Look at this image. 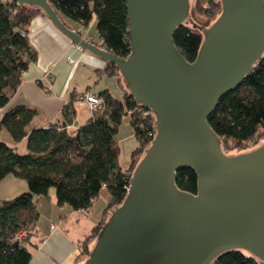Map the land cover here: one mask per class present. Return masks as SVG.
I'll use <instances>...</instances> for the list:
<instances>
[{"label":"water","instance_id":"95a60500","mask_svg":"<svg viewBox=\"0 0 264 264\" xmlns=\"http://www.w3.org/2000/svg\"><path fill=\"white\" fill-rule=\"evenodd\" d=\"M15 1L41 8L71 41L114 62L119 85L153 115V138L136 155L125 197L75 264H209L233 248L264 264V135L225 152L207 119L262 57L264 0H214L212 17L197 14L195 0H125V56L67 26L48 0ZM181 23L202 35L192 61L173 40ZM183 165L197 175L195 193L176 184Z\"/></svg>","mask_w":264,"mask_h":264},{"label":"trees","instance_id":"16d2710c","mask_svg":"<svg viewBox=\"0 0 264 264\" xmlns=\"http://www.w3.org/2000/svg\"><path fill=\"white\" fill-rule=\"evenodd\" d=\"M60 19L71 28L80 23L83 28L94 19L95 33L89 29L90 41L120 56L130 50L127 8L125 0H48ZM201 13L214 14L220 7L214 0H196ZM43 13L39 7L18 4L15 0H0V106L9 92L21 82L22 73L36 60L37 50L28 37L31 19ZM44 14V13H43ZM173 40L181 54L195 59L202 35L185 24H179ZM118 67L105 61L101 71L114 75ZM82 94V93H81ZM95 94V93H94ZM100 108L74 132L67 129L75 108L72 94L61 111V121L28 130L35 109L16 104L0 114V131L6 129L17 142L26 137L27 151L18 152L0 138V179L13 174L23 179L27 188L11 197L0 199V264H28L39 209L36 195L47 194L54 187L56 203L74 209L88 210L100 195L108 197L102 216L78 242V255H88V240L96 236L107 209L125 197L135 155L141 153L154 135L151 109L139 104L125 91L114 96L107 88L97 94ZM78 98V95H77ZM128 114L137 145L132 149L127 166L118 163L120 148L116 133ZM208 122L227 146L246 148L256 144L264 133V52L253 69L240 83L222 93L209 113ZM223 145V144H222ZM228 149V148H227ZM223 150L227 152L226 149ZM176 184L195 193L197 175L188 165L177 168ZM25 234V235H24ZM209 264H260L257 257L243 249H229L217 255Z\"/></svg>","mask_w":264,"mask_h":264},{"label":"crops","instance_id":"0c3cea01","mask_svg":"<svg viewBox=\"0 0 264 264\" xmlns=\"http://www.w3.org/2000/svg\"><path fill=\"white\" fill-rule=\"evenodd\" d=\"M73 24L83 29L80 23ZM89 30H85L86 35ZM28 37L37 50V58L22 73L21 82L15 90L10 92L6 88L9 98L0 106V114L16 104L33 107L35 113L28 130L61 121V109L73 94L75 113L67 129L74 132L91 114L88 102L77 98V95L84 92L97 94L103 88H107L112 94L113 91L122 92L121 96L127 91L117 80L118 89L113 90L112 85L104 80V76L108 74L101 71L105 61L63 35L45 14L39 13L31 19ZM111 76L116 79L118 74ZM0 138L13 145L20 153L27 151L26 137L14 142L4 128L0 131ZM1 185L0 199L27 188L26 182L13 174L0 179ZM35 198L40 214L32 239L36 238L33 241L37 244L31 247L32 257L28 264H75L77 258L81 260L77 242L100 219L104 207L93 212L91 206L81 212V209H74L67 203L59 205L52 189L48 190L46 198L42 194Z\"/></svg>","mask_w":264,"mask_h":264},{"label":"rangeland","instance_id":"374dc122","mask_svg":"<svg viewBox=\"0 0 264 264\" xmlns=\"http://www.w3.org/2000/svg\"><path fill=\"white\" fill-rule=\"evenodd\" d=\"M196 0L194 1V10L197 14H201V15H204L206 17L210 16L212 17L213 14H206V13H201L197 8H196V4H195ZM93 19H91V22L89 23V25H87L86 29H90V31L92 33H95V25H94V20L92 21ZM75 29V28H74ZM85 28L81 29V32L86 36L85 34ZM87 35H88V31H87ZM91 38H92V35H91ZM119 76V75H118ZM104 80L108 81L109 84L112 85V88L113 90H116L118 89V86H117V82H116V79L114 76H111V75H105L104 76ZM121 93L122 92H119L118 93H114L113 91V94L115 96H121ZM89 105V104H88ZM264 133L261 134V136H263ZM116 138H117V142H118V145H119V148H120V153L118 155V163L119 165H121L122 167H125L128 165L129 163V160H130V154H131V151L132 149L137 145V139L136 137L134 136L133 134V130H132V127H131V124L129 122V118H128V114H125L122 118V121L119 125V128H118V131L116 133ZM261 138V137H260ZM259 138V139H260ZM259 141V140H258ZM257 141V142H258ZM223 144V147L224 149H226L227 151L228 150H232L234 149L235 147H230V146H227L226 147V144L224 142H222ZM254 145V144H253ZM251 143L248 147H251L253 146ZM228 148V149H227ZM236 148H239V147H236ZM137 155V154H136ZM136 155H135V158H136ZM136 160V159H135ZM11 175V174H9ZM6 178H4L5 180ZM3 180V181H4ZM2 181V182H3ZM1 182V183H2ZM2 185L0 186V189H1ZM51 189L55 192L54 190V187H50V191ZM23 191V190H22ZM21 192V191H19ZM19 192H17L16 194H18ZM15 195V194H14ZM13 196V195H12ZM42 196L44 198H46V195L45 194H42ZM11 197V196H9ZM37 197V195H36ZM1 198H4V197H1ZM7 198V197H6ZM106 198L107 196L105 195H100L99 198L96 199V201L94 202V204L92 205V209H93V212H96L98 210H101L105 204H106ZM81 212H85V210H81ZM25 235V234H24ZM33 240H36V238H34ZM87 256V255H86Z\"/></svg>","mask_w":264,"mask_h":264},{"label":"built area","instance_id":"2783aa9c","mask_svg":"<svg viewBox=\"0 0 264 264\" xmlns=\"http://www.w3.org/2000/svg\"><path fill=\"white\" fill-rule=\"evenodd\" d=\"M85 37L89 40L91 38V36H88V37L85 36ZM78 98L86 100L91 110L94 108H100L103 102L101 97L91 92H84L82 94H79Z\"/></svg>","mask_w":264,"mask_h":264}]
</instances>
